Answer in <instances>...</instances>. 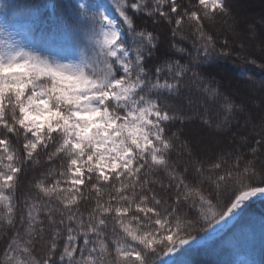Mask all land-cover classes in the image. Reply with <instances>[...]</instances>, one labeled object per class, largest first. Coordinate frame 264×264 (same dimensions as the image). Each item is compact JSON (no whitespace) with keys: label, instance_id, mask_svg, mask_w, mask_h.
I'll return each instance as SVG.
<instances>
[{"label":"snow or ice","instance_id":"snow-or-ice-1","mask_svg":"<svg viewBox=\"0 0 264 264\" xmlns=\"http://www.w3.org/2000/svg\"><path fill=\"white\" fill-rule=\"evenodd\" d=\"M4 8L18 15H0V264H189L264 200V79L242 91L219 72L264 73V13Z\"/></svg>","mask_w":264,"mask_h":264},{"label":"trees","instance_id":"trees-1","mask_svg":"<svg viewBox=\"0 0 264 264\" xmlns=\"http://www.w3.org/2000/svg\"><path fill=\"white\" fill-rule=\"evenodd\" d=\"M78 0H0V15L14 21L18 15L16 9H5L4 5H50L57 6V16L67 18L70 16ZM92 2V0H88ZM109 3L110 0H104ZM260 15V14H259ZM217 30L224 31L220 25ZM238 44V43H237ZM239 47V45H237ZM253 46L250 45L249 50ZM247 69V71H243ZM221 75L227 77L226 82L238 86L248 75L255 79H264V73L254 66L243 64L240 61H222L219 66ZM231 73L230 76H227ZM245 91V90H242ZM256 103L254 109H259V97L254 95ZM259 167V162H257ZM262 221H264V200L257 199L246 211L240 222L232 229L219 236L209 247L189 248L187 252L189 264H264V235H262Z\"/></svg>","mask_w":264,"mask_h":264},{"label":"rangeland","instance_id":"rangeland-1","mask_svg":"<svg viewBox=\"0 0 264 264\" xmlns=\"http://www.w3.org/2000/svg\"><path fill=\"white\" fill-rule=\"evenodd\" d=\"M236 2L243 7L245 13L249 17H253L259 20L260 15L264 13V0H236ZM237 45H239V43ZM251 45L253 47L255 46L254 43H252ZM230 75L231 73L227 74V76H230ZM260 80L257 79L256 81L259 82ZM237 87H239L241 90L247 91L251 87V85H245V84L239 83ZM254 95L259 97L260 99L261 94L258 91L255 92ZM194 131H195V128H193V132Z\"/></svg>","mask_w":264,"mask_h":264}]
</instances>
